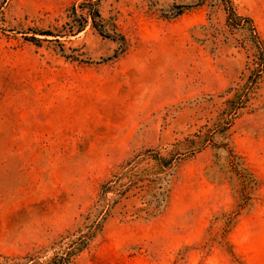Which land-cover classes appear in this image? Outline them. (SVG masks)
<instances>
[{
	"label": "rangeland",
	"instance_id": "374dc122",
	"mask_svg": "<svg viewBox=\"0 0 264 264\" xmlns=\"http://www.w3.org/2000/svg\"><path fill=\"white\" fill-rule=\"evenodd\" d=\"M79 1L0 0V264H264V0Z\"/></svg>",
	"mask_w": 264,
	"mask_h": 264
},
{
	"label": "trees",
	"instance_id": "16d2710c",
	"mask_svg": "<svg viewBox=\"0 0 264 264\" xmlns=\"http://www.w3.org/2000/svg\"><path fill=\"white\" fill-rule=\"evenodd\" d=\"M221 3H223L228 10V23L233 27H246V24L251 25L252 30L256 32L255 28L253 27V21L249 16H241L238 15L233 7V0H217ZM101 3L102 0H81L79 2L73 3L71 7L69 8L68 12V19L62 24L61 26L54 27L53 29H36L32 30V34L28 36V39L35 42L40 43L42 38H39L38 35L41 36H51L53 39L48 40H54L57 42H60V38H65L70 35H76L83 31L87 25H91L100 35L106 38H110L116 42L119 43L120 47L116 50V54L114 56H117L120 52L123 51L124 45H125V37L122 33H120L117 30V27L115 24H111L108 22L101 11ZM187 8L186 5H173V10L170 14L177 16L184 12V10ZM255 35V43L257 47L260 50V59L263 60L264 65V47L262 46L261 42L258 40V36ZM46 39V38H44ZM120 48L122 50H120ZM73 57V56H72ZM231 157L233 159L232 163H236L239 166V162H237L238 156L236 154H233L231 152ZM245 178V176H244ZM111 191L110 186L106 183L103 184L101 187V194L100 198L98 200V204L105 200L107 193ZM108 206H104V214H102L101 218L97 221L96 227L100 226L102 219L104 218L105 213L108 212ZM92 234V233H90ZM81 241V240H80ZM85 242H79L75 246L76 249H80L83 247ZM74 252V250H68L66 255H55L50 259L49 264H70V256Z\"/></svg>",
	"mask_w": 264,
	"mask_h": 264
}]
</instances>
